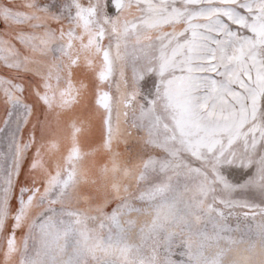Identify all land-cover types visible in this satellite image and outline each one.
<instances>
[{
  "label": "rangeland",
  "instance_id": "374dc122",
  "mask_svg": "<svg viewBox=\"0 0 264 264\" xmlns=\"http://www.w3.org/2000/svg\"><path fill=\"white\" fill-rule=\"evenodd\" d=\"M50 2L0 0V20L6 16L10 25L23 23L27 30L17 38L30 46L28 55L6 60L14 57L15 47L0 35V63L21 68L30 62L40 65V70L32 71L37 72L36 80L47 93L51 111L43 138L38 131L33 142L25 130L15 158L0 160L5 172L11 168L10 178L0 176V264H168L170 257L161 245L179 230V223L167 222L168 216L155 226L149 221L143 231L136 229L122 238L110 234L95 218L103 214L111 197L135 188L146 168L151 167L149 156L161 151L144 126L148 123L145 106L157 94V75L150 65L129 55L131 46L156 41L165 34L180 36L187 27L204 23L209 14H164L154 7L155 0H59L62 7L56 10L47 7ZM254 11H259L258 3ZM248 27L255 33V43H264L260 39L264 23L253 22L250 17ZM53 38L63 44L58 59L44 54ZM182 51L183 45L170 51L161 69L179 68L180 63L173 61ZM239 60L236 83L209 111L213 123L207 126L194 118L184 103L188 77L165 81L174 114L170 125L193 147L217 131V124L232 125L245 118L244 112L233 109L232 102L237 101L247 82L253 85L256 105H260L264 64L258 57L244 60V53ZM148 79L154 81L152 87L145 85ZM2 89L0 81V92ZM0 148H4L2 143ZM230 159L228 156L219 162L225 170L239 163L230 165ZM19 171L24 173L23 182H18ZM57 173L71 174V197L65 203L87 218L76 235L51 220L38 223L40 208L21 191L32 179ZM240 175L232 174V178L239 179ZM229 223L232 227L225 231V238L207 246L208 264H264V226L259 217L256 222L236 217Z\"/></svg>",
  "mask_w": 264,
  "mask_h": 264
},
{
  "label": "snow or ice",
  "instance_id": "6c2138e0",
  "mask_svg": "<svg viewBox=\"0 0 264 264\" xmlns=\"http://www.w3.org/2000/svg\"><path fill=\"white\" fill-rule=\"evenodd\" d=\"M257 3L258 12L254 11ZM47 7L56 10L62 5L59 0H51ZM154 7L164 14L184 17L193 12L209 15L204 23L187 27L175 38L165 34L156 41L131 46L129 55L137 57L136 62L150 65L157 75V94L145 106L148 123L144 126L161 151L149 156L151 167L146 168L135 188L111 197L103 214L95 219L101 227L107 226L110 234L122 238L133 230L143 231L149 221L155 226L163 216H168V223H179V230L171 233L161 245L166 247L170 257L168 264H208L206 248L211 241L225 238V231L232 227L231 218L242 217L245 221L256 222L259 217V223L264 226V91H261V103L257 106L255 89L247 82L237 101L232 102L233 109L244 112L245 118L232 125L217 124V131L193 147L170 125L174 114L164 84L171 77L187 76L189 87L184 103L194 118L205 126L212 124L208 113L236 83L235 77L241 68L240 53H244V60L258 57L264 64V43L257 45L255 33L248 27L250 17L253 22L264 23V0L236 3L183 0L179 4L177 0H155ZM0 23H3L0 35L10 47H15L14 57H6V60L28 55L30 46L26 47L17 38L27 27L23 23L10 25L6 16ZM260 39L264 41V36ZM179 45H183V51L173 63L179 62L181 66L162 70L168 53ZM44 54L58 59L63 54L62 42L53 38ZM33 68L40 70L41 66L30 62L21 68L0 63L3 85L0 143L4 145L0 148V160L15 158L25 130L35 142L37 132L43 138L50 125L47 93L42 91ZM153 83L152 79L145 80L148 87ZM228 156H231L230 165L234 161L239 163L225 170L219 162ZM232 174L242 175L233 179ZM0 176L10 178L11 168L5 172L0 167ZM17 179L18 182L25 180L23 171L17 172ZM71 180L70 173L41 176L32 179L21 191L27 192L28 201H34L40 208L38 223L51 220L70 235H76L87 218H82L79 209L70 210L65 203L71 197ZM177 255L179 260H176Z\"/></svg>",
  "mask_w": 264,
  "mask_h": 264
}]
</instances>
